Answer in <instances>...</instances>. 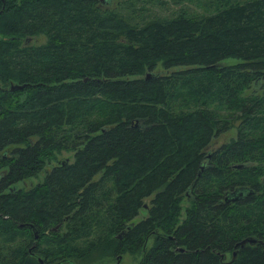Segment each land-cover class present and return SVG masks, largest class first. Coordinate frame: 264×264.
Segmentation results:
<instances>
[{"label": "trees", "instance_id": "1", "mask_svg": "<svg viewBox=\"0 0 264 264\" xmlns=\"http://www.w3.org/2000/svg\"><path fill=\"white\" fill-rule=\"evenodd\" d=\"M107 1L0 0V264H264V0Z\"/></svg>", "mask_w": 264, "mask_h": 264}, {"label": "rangeland", "instance_id": "2", "mask_svg": "<svg viewBox=\"0 0 264 264\" xmlns=\"http://www.w3.org/2000/svg\"><path fill=\"white\" fill-rule=\"evenodd\" d=\"M101 1H104V0H101ZM110 2H111V0H110ZM110 2L107 1L108 4ZM216 2H217L216 0H213L211 3L215 4ZM113 3H114V1L112 2V4ZM183 3L185 4V7L187 9H192V12H196V11L200 12V11L203 10V8H202V0H183ZM178 5L179 4L177 3L175 5H172V7H175V6H178ZM208 9H212V8H208ZM232 61H235V59H233L231 57L223 58L222 60H220L221 63L222 62H232ZM157 68H159V67H157ZM233 134H234V129L233 128L227 130L226 132L222 133L217 138V141H215V144L218 145L220 140L221 141H226L228 139V137L232 136ZM212 147H215V145H213ZM67 154H68V152L62 151L60 154L56 152L54 154V156H56V158L58 159L60 156L63 157L65 155H67ZM50 158L52 160H55V157H53V156H51ZM51 159L47 160L48 163L46 165H44L45 167H47L52 162ZM35 179L36 178H32V182ZM144 202H147V197L144 198ZM149 243H150V240H148V244ZM121 256L122 257H121V261L119 262V264H135L136 261L139 258V249L137 251H135V252H132V253L123 252ZM102 264H114V262H105V263H102Z\"/></svg>", "mask_w": 264, "mask_h": 264}, {"label": "water", "instance_id": "3", "mask_svg": "<svg viewBox=\"0 0 264 264\" xmlns=\"http://www.w3.org/2000/svg\"><path fill=\"white\" fill-rule=\"evenodd\" d=\"M28 38H26L25 40L27 41ZM148 74H151L150 72H146L145 73V76L148 75ZM22 86H24V83H20V84H17V83H10L9 84V88L10 89H13V88H21ZM241 191H238L237 194H234L233 196H231V199H234L235 197H238V194H240ZM27 225L29 226H33L31 223H26ZM35 232V231H34ZM256 239L255 237L253 236H247V237H244L242 238L241 240H239L237 243L240 244V246H242L245 242H249V243H252L254 242ZM181 248V247H179ZM262 253H263V256H264V242L262 243ZM235 254V250H232L231 252V257H233ZM121 255L118 254L117 256L115 257H112V258H105L103 259L102 261L104 262H114V264H119V262L121 261ZM221 257H224V254H221ZM40 260V259H39ZM61 261H58V262H55L54 264H59Z\"/></svg>", "mask_w": 264, "mask_h": 264}]
</instances>
